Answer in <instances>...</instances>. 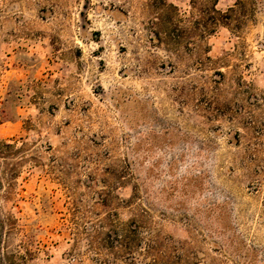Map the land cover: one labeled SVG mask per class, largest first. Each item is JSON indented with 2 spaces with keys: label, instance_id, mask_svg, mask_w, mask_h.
Here are the masks:
<instances>
[{
  "label": "rangeland",
  "instance_id": "obj_1",
  "mask_svg": "<svg viewBox=\"0 0 264 264\" xmlns=\"http://www.w3.org/2000/svg\"><path fill=\"white\" fill-rule=\"evenodd\" d=\"M0 141L29 264H264V0H0Z\"/></svg>",
  "mask_w": 264,
  "mask_h": 264
},
{
  "label": "trees",
  "instance_id": "obj_2",
  "mask_svg": "<svg viewBox=\"0 0 264 264\" xmlns=\"http://www.w3.org/2000/svg\"><path fill=\"white\" fill-rule=\"evenodd\" d=\"M21 149L0 141V264H29L39 251L38 242L28 236L16 216L21 166L11 157Z\"/></svg>",
  "mask_w": 264,
  "mask_h": 264
}]
</instances>
